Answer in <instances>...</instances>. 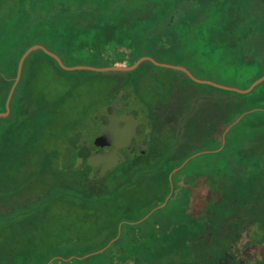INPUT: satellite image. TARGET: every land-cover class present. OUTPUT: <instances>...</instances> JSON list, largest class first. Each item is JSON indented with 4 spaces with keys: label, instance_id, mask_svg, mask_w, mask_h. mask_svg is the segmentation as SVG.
<instances>
[{
    "label": "trees",
    "instance_id": "1",
    "mask_svg": "<svg viewBox=\"0 0 264 264\" xmlns=\"http://www.w3.org/2000/svg\"><path fill=\"white\" fill-rule=\"evenodd\" d=\"M33 44L67 66L129 65L148 55L244 89L264 73V0H0V112L18 59ZM36 60L61 73L108 78L93 117L107 120L102 138H129L133 150L122 147L125 155L103 176L71 168L75 146L72 163L60 164L68 135L80 131L58 146L38 114L37 123L30 118L26 72ZM143 69L165 75L148 95ZM9 106L0 117V264H264V81L240 93L147 60L131 71L64 70L35 49ZM200 151L172 174L170 189L168 174ZM66 195L75 213L92 217L91 232L106 231L103 241L79 233L46 240L72 226L38 220L40 202ZM119 223L117 238L90 254L117 235Z\"/></svg>",
    "mask_w": 264,
    "mask_h": 264
},
{
    "label": "rangeland",
    "instance_id": "2",
    "mask_svg": "<svg viewBox=\"0 0 264 264\" xmlns=\"http://www.w3.org/2000/svg\"><path fill=\"white\" fill-rule=\"evenodd\" d=\"M33 67L34 72L32 71ZM142 72L144 73L143 79L145 85L141 93L148 95V91L152 88L150 85L158 77H165V75L159 76L157 74L155 76L150 72H146L144 69ZM26 75L25 94L30 98V102H27V104L29 109L35 112L34 116H30V118L36 120L34 117H37L38 114L39 122L46 123L47 125V134H54L58 142L65 138L71 131H80L83 135L84 130L88 129L87 136L84 135L83 137L86 136L85 141L93 150L112 148L118 150L122 157L125 155L124 151H122L123 148L128 149V151L133 150L127 146V140L129 138H125V141L122 143H113L110 141L113 138H109L108 141L101 140L106 139L102 138L100 133L103 130L101 128L102 125H105L107 120L102 115H97V117L95 115L93 117L92 111L94 107L96 108L97 105L106 100L107 91L110 89L108 88V78L90 77L77 73H61L56 71L49 62L39 60L34 61V65H30ZM158 104L159 101L154 100L153 106ZM130 106L139 110L135 101H131ZM143 116L144 114L138 116V118L143 119ZM93 119H96L95 123ZM37 122L38 120L35 121V123ZM137 125L140 126L142 124L139 121L136 124V129L139 128ZM68 136L74 137L71 133ZM106 136L103 135V137ZM68 139L69 137L66 141ZM74 140L75 137L71 139V142L62 146L65 153L63 154L64 160H66L68 165L73 160ZM95 140L96 142H94ZM57 145L59 146L60 142ZM77 175L80 177V173H77ZM82 180L84 184H81V187L86 186V180ZM67 200L66 195L61 200L50 202L47 206L45 200L40 202L41 212L37 216L38 220L43 221L44 224L53 229H58L63 224L72 226L71 229L67 230V233L59 237H51L49 240L47 237L46 240L54 243L58 239L73 238L79 233L78 235L83 240H91L95 243L103 241L106 238V231L91 232L90 224L93 222L92 217L88 216L86 219L83 211H80L79 214L75 213L73 210L75 207H72Z\"/></svg>",
    "mask_w": 264,
    "mask_h": 264
},
{
    "label": "water",
    "instance_id": "3",
    "mask_svg": "<svg viewBox=\"0 0 264 264\" xmlns=\"http://www.w3.org/2000/svg\"><path fill=\"white\" fill-rule=\"evenodd\" d=\"M35 49H41L44 53H46L47 55L51 56L52 58L55 59V61L57 62V64L64 70H92V71H131L133 69H135L141 62L143 61H150L151 63H153L156 66H161V67H166V68H172V69H177V70H181L183 71L191 80H193L196 83H201V84H208L220 89H226V90H233V91H237L240 93H247L249 91H251L257 84H259L260 82L264 81V73L255 78L248 87L244 88V89H240V88H236V87H231V86H227V85H223L220 83H217L215 81L212 80H208V79H201L198 77H195L188 69H186L185 67L182 66H178V65H173V64H169V63H164V62H159L156 61L154 58L148 56V55H143L141 57H139L136 61H134L132 64H119V63H115L113 65H108V66H101V67H97V66H91V65H83V64H78V65H72V66H67L65 65L61 59L59 58V56L57 54H55L54 52L48 50L46 47H44L41 44H33L31 46H29L19 57L18 62H17V67H16V74L15 77L13 79L12 85L7 93L5 102H4V111L0 112V117H4L7 116L9 111H10V99L13 93V90L16 86V84L19 81L20 75H21V71H22V65L23 62L25 60V58L27 57V55L32 52ZM244 113H242L241 115H239L235 121L237 122L241 116ZM232 123V124H233ZM230 124L225 131L228 130V128L232 125ZM225 133V132H224ZM223 133V135H224ZM75 137L74 140V145L75 146V160H74V164L71 166V168H81L82 170H84L85 172H87L89 174L90 177H101L103 176L109 169H111L112 167L116 166L120 160L123 158L122 155H120L118 153V150L112 149V148H107L106 151L103 150H97V152H94V150L90 147V145L87 144V142L84 140V137L80 134L77 133H73L71 134ZM69 136V139L66 141V143L71 142V139L74 138ZM103 141H106L105 139H101ZM99 141V140H98ZM96 142V140L94 141ZM118 149V148H117ZM203 151L200 152H196L194 154H192L191 156H189L188 158L184 159L183 162L172 169V171L168 174V179L170 181V189L172 187L171 185V176L172 174L177 171L179 168H181L190 158L202 153ZM63 154H65L63 152ZM62 154V156L60 157V164L63 163L64 161V155ZM170 196V192L167 194V196L165 197L164 201L159 204L158 206H156L155 208L161 207L165 204L166 200L168 199V197ZM155 208H153L151 211H149L144 217H142L141 219L135 221V222H139L141 220H143L144 218H146ZM135 222H131V223H135ZM120 226L121 223H119L118 227H117V235L111 239L104 247L100 248L99 250L92 252L90 254L93 253H97V252H101L103 251L107 246H109V244L115 240L120 232ZM52 259H50L46 264H48L49 262H51Z\"/></svg>",
    "mask_w": 264,
    "mask_h": 264
},
{
    "label": "flooded vegetation",
    "instance_id": "4",
    "mask_svg": "<svg viewBox=\"0 0 264 264\" xmlns=\"http://www.w3.org/2000/svg\"><path fill=\"white\" fill-rule=\"evenodd\" d=\"M137 148V149H136ZM135 150H141V151H143L144 149L143 148H140V147H135L134 148ZM107 150V148L106 149H104L103 151H106ZM94 152H97V150L95 149L94 150Z\"/></svg>",
    "mask_w": 264,
    "mask_h": 264
}]
</instances>
